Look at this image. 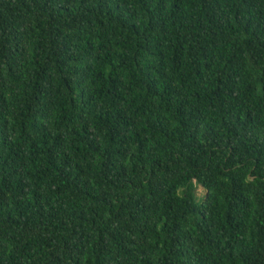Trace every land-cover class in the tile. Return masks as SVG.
<instances>
[{
    "label": "trees",
    "instance_id": "obj_1",
    "mask_svg": "<svg viewBox=\"0 0 264 264\" xmlns=\"http://www.w3.org/2000/svg\"><path fill=\"white\" fill-rule=\"evenodd\" d=\"M0 264H264V0H0Z\"/></svg>",
    "mask_w": 264,
    "mask_h": 264
},
{
    "label": "rangeland",
    "instance_id": "obj_2",
    "mask_svg": "<svg viewBox=\"0 0 264 264\" xmlns=\"http://www.w3.org/2000/svg\"><path fill=\"white\" fill-rule=\"evenodd\" d=\"M197 196H202L204 194V189L201 186H198L197 188Z\"/></svg>",
    "mask_w": 264,
    "mask_h": 264
}]
</instances>
